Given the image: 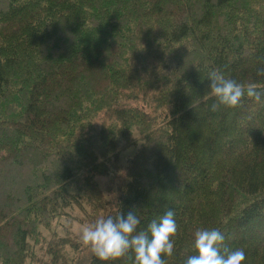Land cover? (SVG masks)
Returning a JSON list of instances; mask_svg holds the SVG:
<instances>
[{
  "label": "trees",
  "instance_id": "16d2710c",
  "mask_svg": "<svg viewBox=\"0 0 264 264\" xmlns=\"http://www.w3.org/2000/svg\"><path fill=\"white\" fill-rule=\"evenodd\" d=\"M261 67L264 0H0V264H135L54 223L169 209L165 264L211 228L264 264V95L226 107L208 78L264 93Z\"/></svg>",
  "mask_w": 264,
  "mask_h": 264
},
{
  "label": "clouds",
  "instance_id": "9594fccd",
  "mask_svg": "<svg viewBox=\"0 0 264 264\" xmlns=\"http://www.w3.org/2000/svg\"><path fill=\"white\" fill-rule=\"evenodd\" d=\"M257 76H264V67L257 69ZM209 88L220 105L236 107L245 95L260 101L261 91L254 84L243 85L223 73L208 74ZM217 103L211 105L215 111ZM139 217L134 210L116 216L108 215L79 231V238L100 261L108 262L134 253L135 264H165L164 257L171 256L177 225L174 213L167 210L158 220H152L146 230L137 231ZM225 237L216 228L201 229L194 233L195 254L189 255L184 264H244L243 250L221 248Z\"/></svg>",
  "mask_w": 264,
  "mask_h": 264
},
{
  "label": "rangeland",
  "instance_id": "374dc122",
  "mask_svg": "<svg viewBox=\"0 0 264 264\" xmlns=\"http://www.w3.org/2000/svg\"><path fill=\"white\" fill-rule=\"evenodd\" d=\"M133 152L132 149H128L126 150L120 157V162H121V165L124 164L126 158H128L129 155H131ZM120 165V166H121ZM123 166V165H122ZM100 186L103 190H105L104 188V181L107 179V178H100ZM110 178L108 177L107 181H109ZM106 191V190H105ZM54 227L55 229L57 230V232L59 233H64V228L67 227L73 235H75L78 239L79 238V231L83 226V224L79 223L78 221L76 220H71V219H65V218H61L59 223H54ZM43 233H48L46 230H43Z\"/></svg>",
  "mask_w": 264,
  "mask_h": 264
}]
</instances>
